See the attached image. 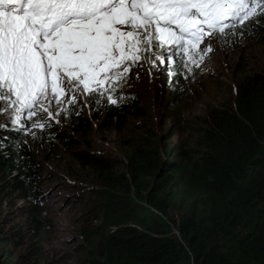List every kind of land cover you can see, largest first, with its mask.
Listing matches in <instances>:
<instances>
[{
	"label": "trees",
	"instance_id": "1",
	"mask_svg": "<svg viewBox=\"0 0 264 264\" xmlns=\"http://www.w3.org/2000/svg\"><path fill=\"white\" fill-rule=\"evenodd\" d=\"M257 20L259 15L236 28L264 38ZM233 85L231 100L199 117L191 137L161 148L147 126L137 124L143 132L127 127V118L140 115L134 93L115 92L117 104L105 101L96 114L105 130L130 128L116 154L54 127L45 131L66 142L71 158L96 175L98 201L80 224L78 264H264V62ZM179 112L172 113L177 124ZM4 125L0 199L16 196L25 203L18 206V228L0 225V264H18L17 244L27 247L18 255L24 264H51L46 245L52 227L41 192L47 175L42 178L28 149L26 126ZM76 126L84 129L83 122Z\"/></svg>",
	"mask_w": 264,
	"mask_h": 264
},
{
	"label": "snow or ice",
	"instance_id": "2",
	"mask_svg": "<svg viewBox=\"0 0 264 264\" xmlns=\"http://www.w3.org/2000/svg\"><path fill=\"white\" fill-rule=\"evenodd\" d=\"M258 15L264 24V0H0V113L19 125L26 112L28 127L44 130L78 95L116 105L154 41L198 67L213 40Z\"/></svg>",
	"mask_w": 264,
	"mask_h": 264
},
{
	"label": "rangeland",
	"instance_id": "3",
	"mask_svg": "<svg viewBox=\"0 0 264 264\" xmlns=\"http://www.w3.org/2000/svg\"><path fill=\"white\" fill-rule=\"evenodd\" d=\"M158 43L154 41L151 51L146 53L149 57L147 61L142 59L133 65L128 73V84L115 92L135 94L139 100L137 109L140 115L127 118V127H135L143 132L142 126H147L150 137L160 148L178 138L191 137L199 117L205 115L210 107L231 100L235 78L243 72L260 68L264 62V38L246 33L236 26L227 29L220 40H213V51L205 55L198 67L189 64L190 71L181 63L182 59L187 62V57L172 55L178 49H172L169 45L156 46ZM207 43L206 39L200 47ZM173 70L176 75L171 74ZM96 100L100 102L96 103ZM105 101L108 102L106 96L78 95L76 104L63 106L67 112L61 114L59 124L53 120L52 127L63 133L64 137L82 139V145L106 154H116L120 148L119 140L131 130H105L99 126L102 116L96 114ZM177 110L180 111L178 124L172 114ZM7 116L6 112L0 113V123L8 124ZM25 117L26 112L20 123L27 129L28 149L44 171L42 178L47 175V180L41 184V192L52 227L46 245L50 250L51 264H78L83 245L80 224L98 201L95 189L92 190L96 175L90 168L81 167L71 158L66 142L45 132L51 128H29L32 121ZM81 122L84 129L76 126ZM138 123L142 126H137ZM76 144L79 145V142ZM74 177L73 183L71 178ZM24 203L16 196H3L0 199V225L18 228L22 221L18 206ZM24 254H27V247L17 244L14 261L24 264L18 257Z\"/></svg>",
	"mask_w": 264,
	"mask_h": 264
}]
</instances>
